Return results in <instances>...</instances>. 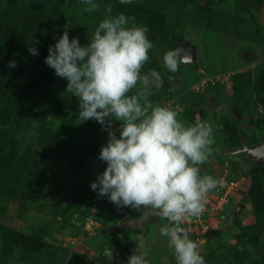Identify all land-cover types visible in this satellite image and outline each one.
<instances>
[{
	"label": "rangeland",
	"instance_id": "374dc122",
	"mask_svg": "<svg viewBox=\"0 0 264 264\" xmlns=\"http://www.w3.org/2000/svg\"><path fill=\"white\" fill-rule=\"evenodd\" d=\"M95 2L100 5L95 12H85L81 0H26L19 8H24L21 11L26 17L24 19L35 29H38V23L41 25L46 20L47 12L61 10L64 19L59 35L68 30L70 39L78 37L80 44L85 45L91 40L98 23L105 18L106 7L111 5V15L124 14L129 18L128 26L136 24L148 28L147 35L153 48L141 74L156 70L163 83L159 88H151L147 99L154 106L174 109L179 114L178 119L188 125L197 121L210 123L214 135L210 157L219 152L224 142L228 146L239 145L238 132L251 144L264 139V104L260 102V98H264V0H134L135 3L130 5L138 4V9L132 6L127 10L115 7L121 4L119 0ZM77 3L81 12L74 16ZM153 8L175 22V34L181 33L184 39L196 46L198 60L195 63H180L174 73L164 67L163 55L178 49V45L169 43L167 35L157 33L147 24L146 20L154 12L150 9ZM11 17L9 13L4 19L0 15L3 22L0 24V60H6L8 65L12 61L16 63L11 70L12 78L19 79L20 84L29 82L25 93L30 96L37 82L46 86L45 72L48 70L51 73L52 69L39 57L30 60L26 47L28 42L12 46L9 25L21 34L23 28L18 22L16 26L11 25ZM72 17L79 25L83 20L85 25L77 26L73 23L74 19L70 22ZM170 36L173 37L172 34ZM56 42L50 44L55 45ZM65 83L64 87L50 85L48 92L58 97L56 103L64 111H70L71 105L78 99L66 90L68 81L65 80ZM20 84H15V87L18 89ZM140 88L138 84L129 95L137 93ZM9 92L14 90L9 89ZM6 97L11 107L10 114L17 109L26 113L21 130L22 152L28 154L32 150L46 154L44 148L37 146V138L42 131L50 132L46 140L50 150L34 202L25 197L27 190L23 191L24 195H14L0 189V226L35 237L38 242L32 244L28 253L15 248L5 257L0 250V264H126L130 255L134 252L138 254L137 249L147 253L148 264H176L173 252L167 246V238L160 234V228L168 224L165 220H161L160 224H150L142 232L112 231L117 225L112 209L132 218L142 211L141 208L118 207L107 196H99L90 188L91 182L106 168V164L98 158L101 147L107 143L106 130L91 133L89 136L94 139L87 135L80 138L78 134L75 137L72 135L75 123L70 117L68 121L72 127L65 129L69 132L67 137H70L72 145L80 143L82 147L78 151L73 146L65 149L64 145L70 144L52 137L60 132L54 128L59 122L53 121L52 128L48 124L52 120L50 117H28L30 112L20 108L22 103L12 109L15 101L10 95ZM208 97L218 100V110L213 112L198 108L197 105ZM236 105L242 112L240 120H235L232 114ZM77 122L81 123L77 126L81 129L84 121L78 118ZM112 125L111 130L118 137L119 122L112 121ZM83 147L95 151H84ZM60 156H65L66 161L55 162ZM230 160L232 162L221 160L209 166L207 161L199 166L202 176H212L218 184L208 193L203 213L199 217L183 220L180 227L198 243L205 264H260L257 260L263 264L264 247L249 237L251 230L247 229L257 221L252 189L258 184L263 171L253 172L240 163V157ZM62 193L70 194V198H62ZM239 205L244 206L240 214H235ZM109 250L112 251L108 257L106 253Z\"/></svg>",
	"mask_w": 264,
	"mask_h": 264
},
{
	"label": "clouds",
	"instance_id": "9594fccd",
	"mask_svg": "<svg viewBox=\"0 0 264 264\" xmlns=\"http://www.w3.org/2000/svg\"><path fill=\"white\" fill-rule=\"evenodd\" d=\"M82 3L85 12L100 7L95 0ZM112 11L108 5L89 43L81 45L78 37L70 39L65 30L49 46L45 58L55 75L68 81L66 90L78 99V118L95 119L108 132L98 157L106 168L90 188L118 207L148 208L165 218L168 224L160 228V234L167 238L176 264H205L198 243L180 224L203 213L208 193L218 184L212 176H202L199 167L212 154L213 127L205 121L188 125L174 109L154 106L147 99L151 88L163 83L156 70L141 74L153 48L148 28L128 26L129 18L122 13L113 16ZM28 51L38 54L34 46ZM188 59L182 49H175L163 55V64L174 73ZM8 66L15 68L16 63ZM138 84L140 90L129 95ZM112 121L119 122L118 137L111 130ZM137 252L126 264H148L147 253Z\"/></svg>",
	"mask_w": 264,
	"mask_h": 264
},
{
	"label": "trees",
	"instance_id": "16d2710c",
	"mask_svg": "<svg viewBox=\"0 0 264 264\" xmlns=\"http://www.w3.org/2000/svg\"><path fill=\"white\" fill-rule=\"evenodd\" d=\"M25 1L26 0H0L1 18L4 19L5 16L9 13L12 15L11 25L16 26L18 22L19 25L23 28L21 34L20 31L16 29L14 30L9 25V31L11 34L10 38L12 39V41L10 42L11 44H13L12 46H20L22 45V43L28 42L26 47L29 48L34 46L37 48L38 53L36 56H33L29 52L30 60H33L35 57H39L40 60L43 59L44 64H46L45 58L48 55V48L49 46H54L50 43L52 41L56 42V38H58L60 36L59 33H61L60 30L62 27V20L64 19L62 11L58 10L57 12L54 11L53 13L49 14L47 12V16H45L46 20L44 19L41 25L38 23L39 27L38 29H35L32 26L28 25V21L24 19L26 17L23 15V12H21L24 11V8H19V5ZM120 5L121 4L115 7L127 10L128 8L134 6L138 9V6H136L138 4ZM80 8L81 7H79V4L77 3L73 12L74 16L80 14ZM150 10H154V12L151 13V18L146 20L147 24H149V26L157 33H161V35L165 36L167 35L169 43L176 44L174 40L177 38L175 37H179L182 34H175V31L177 29V27L175 26V22H171L167 15L160 14L159 9L157 8H153ZM73 19L74 17L71 18L70 22H72ZM2 23L3 22L0 21V24ZM73 23H76L77 26L80 27H83V25H85L83 20H81L80 25L77 21H75V19ZM170 34H172L173 37L170 36ZM1 40L2 34L0 28V42ZM12 69L14 68H10L6 63V60H0V189L7 190L14 195H24L23 191L27 190L28 192H25V197L34 202V198L38 197L37 187L39 179L44 175V163L46 161H49L47 154L50 150V144L47 145L46 140L50 132L44 133L42 131L40 133L41 135L37 138V146L39 148H44L46 154H43V152L32 150L29 151L28 154H26L24 151L22 152V150L20 149L21 130L26 113H23L20 109H17L12 114H10L9 111L11 107H9L7 103L8 99L6 95H10L13 99L12 101H15L12 109L19 107L22 103L20 108H25L28 110V112H30V114H28V117L30 115L34 118L40 115L44 116L45 118L50 117L52 120L49 121L48 124L52 125V128L54 126L52 123L53 121L59 122L60 124L58 126L56 125V127L54 128L59 130L60 132H57L56 135H53L52 137L60 138L63 140V143L70 144H63L65 149L73 146L74 149L78 151V149L82 147L80 143L72 145L71 140L69 139L70 137H67L69 132H66L65 129L67 127H72V123L69 124L68 121L70 117H72L75 123L72 128V135H74L75 137L78 134L77 137L80 135V138L87 135L86 137L94 139L93 137L89 136L91 133H93L94 131L102 133L105 131V129L102 128L101 124L95 119L84 121L81 129L77 128V126L81 124L77 122L79 114L78 100L73 102L70 111H64L61 106L56 103V101H58V97L55 94H51L48 92V87L50 85L64 87L66 84V79L56 76L55 71L52 68L51 73L48 70H46L45 72L46 86L44 87L41 82H37L34 85V91L32 94H30V96L25 93V90L27 88L29 89V82L20 84L19 79H13L11 71ZM15 84H20V87H18L17 89L15 87ZM166 88H169V86H166ZM9 89L14 90V92H9ZM19 89H21V91H19ZM16 90H18V92ZM260 102L264 104L263 97L260 98ZM42 123L45 124L46 122H44L43 120ZM60 134L65 135V137H60ZM83 150H88L91 152L95 151L85 147H83ZM72 157L75 156L72 155ZM58 160H61L63 163L66 161V158L65 156H60L55 159V162H57ZM251 170L253 172L262 170L263 175L262 177H260L258 184L254 185L252 189V195L255 197V211L257 221L247 229L251 230L249 237L257 243H260L264 247V170L262 168ZM87 212H90L89 207L87 209ZM136 217H138V215ZM129 230L142 232L141 229ZM34 242L38 243L35 237H28L14 230L6 229L2 225L0 226V250L3 251L5 257H8L10 255V252L12 253L15 248L25 250L27 251V253L31 252V247ZM257 262L261 264L260 261L257 260ZM262 263L264 264V257L262 258Z\"/></svg>",
	"mask_w": 264,
	"mask_h": 264
},
{
	"label": "water",
	"instance_id": "95a60500",
	"mask_svg": "<svg viewBox=\"0 0 264 264\" xmlns=\"http://www.w3.org/2000/svg\"><path fill=\"white\" fill-rule=\"evenodd\" d=\"M178 45V49H182L189 57L186 63H181L182 65H189L195 63L198 60V51L194 44L190 41L184 39L183 36L174 40ZM183 54V53H182ZM208 111H216L219 108V102L214 97H208L205 102L198 104ZM232 114L235 120H240L242 118V112L239 110L238 105L234 106L232 109ZM238 138L240 144L236 147L228 148L224 151V154L228 152L232 157H240L242 163L245 167L249 169H259L264 170V140L261 143H257L254 146H251L248 139L241 132H238ZM62 198H70V194H61ZM244 206V205H243ZM242 205H239V208L235 214H240L242 210ZM142 216L138 219H125L126 214L114 213L115 218L120 224L113 228L112 231H121V230H138L146 231L147 227L150 224H160V216L152 214L151 210L148 208H141ZM165 219V218H164ZM166 220V219H165ZM167 221V220H166Z\"/></svg>",
	"mask_w": 264,
	"mask_h": 264
},
{
	"label": "flooded vegetation",
	"instance_id": "af4514ba",
	"mask_svg": "<svg viewBox=\"0 0 264 264\" xmlns=\"http://www.w3.org/2000/svg\"><path fill=\"white\" fill-rule=\"evenodd\" d=\"M192 103H194L195 104V102L193 101ZM197 104V103H196ZM198 106V105H197ZM198 108H200V106L198 107ZM264 139H262L260 142H256V143H254V144H251L250 142V145L251 146H254V145H256L257 143H261L262 141H263ZM224 145L222 146V148L219 150V152H217V153H215L214 154V156H211L210 157V159L208 160L209 161V163H206V164H208V166L209 165H212V164H214V163H218V162H221V160H224V161H230V162H232L230 159H232V156L228 153V152H226L225 154H224V151L226 150V149H228V148H232V147H236V146H238V145H235V146H228L227 144H225V142L223 143ZM220 160V161H219ZM114 213H118V214H126V213H124V212H122V211H118V210H113L112 209V211H111V214H112V216L113 217H115L114 215ZM142 216V213L140 214V215H138V217H136V218H132V217H130V216H128L127 214L125 215V219H133V220H135V219H138V218H140ZM116 219V218H115ZM161 220H165L164 218H161ZM117 221V220H116ZM166 221V220H165ZM166 222H168V221H166ZM161 223V222H160ZM120 224V222H118L117 221V225L116 226H118ZM150 226V225H149ZM148 226V227H149Z\"/></svg>",
	"mask_w": 264,
	"mask_h": 264
}]
</instances>
